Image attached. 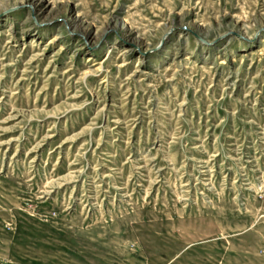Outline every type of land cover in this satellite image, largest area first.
Segmentation results:
<instances>
[{"label": "rangeland", "instance_id": "obj_1", "mask_svg": "<svg viewBox=\"0 0 264 264\" xmlns=\"http://www.w3.org/2000/svg\"><path fill=\"white\" fill-rule=\"evenodd\" d=\"M0 264H264V0H0Z\"/></svg>", "mask_w": 264, "mask_h": 264}]
</instances>
